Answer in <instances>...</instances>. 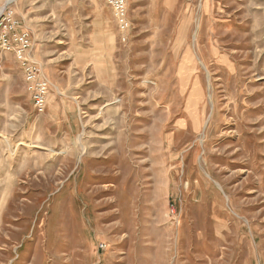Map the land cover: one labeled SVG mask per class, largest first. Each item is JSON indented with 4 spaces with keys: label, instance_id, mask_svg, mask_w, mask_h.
<instances>
[{
    "label": "rangeland",
    "instance_id": "obj_1",
    "mask_svg": "<svg viewBox=\"0 0 264 264\" xmlns=\"http://www.w3.org/2000/svg\"><path fill=\"white\" fill-rule=\"evenodd\" d=\"M6 10L50 90L3 54L0 264H264V0H128L126 43L94 0Z\"/></svg>",
    "mask_w": 264,
    "mask_h": 264
},
{
    "label": "built area",
    "instance_id": "obj_2",
    "mask_svg": "<svg viewBox=\"0 0 264 264\" xmlns=\"http://www.w3.org/2000/svg\"><path fill=\"white\" fill-rule=\"evenodd\" d=\"M109 6L114 14L119 30L124 34L122 42L128 41L131 30L129 21L128 0H94ZM20 24L15 20L12 11L6 10L0 16V77L3 74V54H12L23 73L26 91L34 108L44 112L48 105L49 82L43 74L42 66L33 55V44L26 32H20Z\"/></svg>",
    "mask_w": 264,
    "mask_h": 264
},
{
    "label": "bare ground",
    "instance_id": "obj_3",
    "mask_svg": "<svg viewBox=\"0 0 264 264\" xmlns=\"http://www.w3.org/2000/svg\"><path fill=\"white\" fill-rule=\"evenodd\" d=\"M17 0H8V5L9 4H13V3H15ZM6 7V6H5ZM2 9V8H1ZM7 9V8H6ZM3 13V12H2ZM0 15H1V13H0ZM221 191H223V190H221ZM73 228V227H72ZM73 230V229H72ZM80 230V227H79V229H78V231ZM210 263V262H209Z\"/></svg>",
    "mask_w": 264,
    "mask_h": 264
}]
</instances>
